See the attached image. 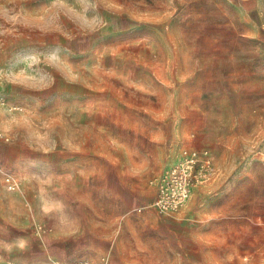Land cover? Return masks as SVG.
<instances>
[{
    "label": "rangeland",
    "instance_id": "rangeland-1",
    "mask_svg": "<svg viewBox=\"0 0 264 264\" xmlns=\"http://www.w3.org/2000/svg\"><path fill=\"white\" fill-rule=\"evenodd\" d=\"M0 95L24 107H0V167L20 183L0 180V225L50 232L46 162L96 140L132 157L141 196L127 227L104 232L103 212L100 245L69 264L163 257L165 235L189 242L190 228L148 219L151 179L194 147L219 175L164 216L195 224L207 264L264 258V0H0Z\"/></svg>",
    "mask_w": 264,
    "mask_h": 264
},
{
    "label": "crops",
    "instance_id": "crops-1",
    "mask_svg": "<svg viewBox=\"0 0 264 264\" xmlns=\"http://www.w3.org/2000/svg\"><path fill=\"white\" fill-rule=\"evenodd\" d=\"M100 147V142L95 140L92 151L80 150L73 156L62 155L61 158L58 155L54 157L53 154L46 162V191L51 198H46L45 220L46 225L51 227L48 228L50 232H44L42 235L37 229H33L27 235L25 227L23 228L21 224L0 225V233L5 234L0 264H41L51 259L69 264V258L73 257L77 250L100 245L104 224L103 212H107L110 218V226L104 224L107 226L104 232L111 233L116 222L118 228L127 227L133 201L141 196L135 191L133 178L135 167L132 157L123 155L114 147L111 148L110 154L104 153L100 151ZM204 185L198 186L194 194ZM31 201L34 204L38 203V194ZM148 213L152 215L148 216V219H155V216L160 218L159 226L164 228L178 227L184 230L188 226L191 240L186 242L181 238L174 241L171 240L173 236L165 235L163 257L155 258L149 254V257H144L137 264H207L208 259L199 258L197 254L194 223H188L185 217L180 215L176 217L177 219L170 220L164 216L167 214L161 213L154 206L148 209ZM14 233L17 236L11 237ZM72 233H76L77 236L71 237ZM182 236L185 234L182 233ZM86 238H89L88 243ZM187 245L191 249L189 254L178 251ZM209 248L206 245L207 251ZM228 248L224 251L228 252ZM232 261L237 264H264V258L253 263L241 258ZM222 262L221 264L224 262L228 264L229 260Z\"/></svg>",
    "mask_w": 264,
    "mask_h": 264
},
{
    "label": "built area",
    "instance_id": "built-area-1",
    "mask_svg": "<svg viewBox=\"0 0 264 264\" xmlns=\"http://www.w3.org/2000/svg\"><path fill=\"white\" fill-rule=\"evenodd\" d=\"M0 107L10 111H22L24 107L17 103H10L0 95ZM8 139V138H7ZM219 175V168L214 157L208 149L185 147L180 157L170 166L163 169L151 179L156 193L152 206L163 214L173 215L181 212L191 200L198 186L214 181ZM0 180L9 190H17L19 181L16 177L0 167ZM38 231H44L38 225ZM109 255L100 259L83 258L72 264H109ZM43 264H63L61 261L51 259Z\"/></svg>",
    "mask_w": 264,
    "mask_h": 264
}]
</instances>
